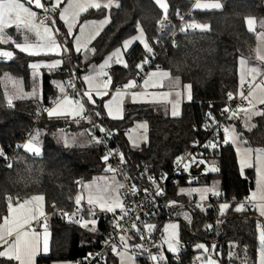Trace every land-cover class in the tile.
<instances>
[{"label":"trees","instance_id":"trees-1","mask_svg":"<svg viewBox=\"0 0 264 264\" xmlns=\"http://www.w3.org/2000/svg\"><path fill=\"white\" fill-rule=\"evenodd\" d=\"M195 1L166 0L167 15L173 19L174 24L178 22L176 19L178 7L185 11L191 9V17L177 29L166 28L162 31L160 21L164 12L155 0H116L110 21L97 38L98 45L92 55L82 61L78 56H71L65 51L82 87V75L88 70L89 65L100 62L107 53L141 28L151 47H157L160 51V56L152 69L161 68L174 79L178 78L183 84L190 85L193 98L191 101L183 102L181 111L176 116H166L152 106L126 103L123 117L113 120L102 112V103L108 95L97 99L95 106L90 107V113L99 125L113 129L112 148L120 160V152L123 154V163L128 173L142 171L156 176L160 172L168 173L178 156L193 142L206 137L203 125L220 118L224 110L235 104L240 97L238 59L252 56L256 46V33L249 30L246 20L249 17L264 15V0H218L220 7L214 9L195 8ZM106 13L107 9L101 7L89 9L81 17L96 18ZM193 23L208 27L204 30L188 27L190 31H185L184 26ZM13 28L5 29L10 37L9 42L0 44V50L13 52L11 60L0 58V152L3 153L2 156L10 158L9 162L5 159L0 160V224L8 212L9 197L15 202L33 195H41L44 197L50 243L49 254L39 256L37 261L49 262L82 257L88 250L97 248L99 241L115 227L98 217L86 215L80 221H68L51 211L67 210L77 205L76 199L80 197L82 183L102 174L106 163L110 165V162L109 159L104 161L106 155L103 144L96 142L95 138L98 140L99 138L92 132L91 120L75 121L74 117L73 120L53 119L48 118L46 112H42L43 108L51 105L48 100L53 103L64 95L69 66L66 60L52 74L44 72L40 97L30 95L11 98L12 103L9 105V97L2 82L3 74L23 81L22 85L29 88L30 62L36 58L47 59L45 56L21 52L16 47L21 41L18 35L14 34ZM147 55L142 52L139 45H135L129 52L126 66L117 65L115 62L111 71V89L121 86L129 77L135 75L140 82L142 79H139V71L145 67ZM143 58L144 64L137 72L136 62ZM52 77L57 80V84L50 82ZM260 77L261 80L256 81ZM255 81L261 82L262 75ZM58 85L64 87L63 92ZM229 94L232 95L231 99ZM244 100L238 109L246 105ZM260 111H264V106ZM242 116V112H238L236 117L225 119V127L232 126L248 146L264 149V116L255 115L250 120L247 118L249 125H244L246 119L244 120ZM135 119L144 120L148 126V141L139 147L129 146L124 137L125 128ZM36 129L40 131L43 139L40 155L30 154L24 147H18ZM223 135L215 148L204 147L203 161L209 171L199 176L197 182L200 180L208 182L217 178L221 187L219 198L242 199L249 196L253 188L254 172L253 169H248L244 175L239 173L231 145L222 144ZM66 139L68 143L65 142ZM209 166L217 170L211 171ZM112 173L114 174L113 171ZM186 184L192 183L180 180L175 185L167 184L166 197L176 200L190 199L178 192V188ZM234 207L235 204L230 205L223 214L219 206L207 210L195 208L190 225L181 221L180 240L184 242L185 248L180 260L187 262L191 259V245L195 239H199L215 244V251L219 253L221 264H252L257 249L258 221L251 214L250 208L238 212L233 210ZM93 219L97 220L95 227L90 223L87 227L82 226L84 220ZM154 222H157L154 225L155 236L159 237L158 222L163 223L164 220L155 219ZM128 238L123 244L116 246L127 245L130 249L131 245L138 243L135 235L133 240ZM167 257L174 261L168 254ZM135 260L136 264H144L143 255L136 256ZM0 264L15 263L0 258Z\"/></svg>","mask_w":264,"mask_h":264},{"label":"rangeland","instance_id":"rangeland-1","mask_svg":"<svg viewBox=\"0 0 264 264\" xmlns=\"http://www.w3.org/2000/svg\"><path fill=\"white\" fill-rule=\"evenodd\" d=\"M21 2L25 3V6L29 7L31 9V11H33L35 13H36V10H38L34 4H32V5L27 4L26 0H21ZM79 2L86 4L88 2V0H79ZM95 2H98L101 5H105V4L109 5V7H105L107 9V13L104 16H100V17H96V18H90V17L82 18L81 15L84 12H86L87 10L97 9V8H88L86 11L79 12V15H77V16H75V18H73L72 12H76V11H78V9H75V8L72 9L70 11L67 19H68V22L72 23L74 26L72 28V35H68V23H66L64 20H61L59 18V11H62L63 8L67 7V5H68V0H63L61 8L58 9L55 13H52V19L55 20V24L44 23L45 25H47L49 28H51L53 30L54 38H55L56 42L60 45V54L47 52V49L42 48L41 54L37 55V56H39V57L45 56V57H47V59L36 58L35 60L33 59L30 62V67H31V64H33V63H40L42 65H47V64H51L55 61H60L59 66L54 68V69H49L48 67H41L38 70V75H36L35 78H34V70L31 68L29 88H27L26 85H22V84H24L23 81L18 80L17 78H14L10 75L3 74L2 82H3V85L5 86L6 94L8 95L9 98H17L20 96L27 97L30 95H37L38 97H40L42 94V91H41L42 87L41 86H42V80H43V76H44L43 72L44 71H46L47 73L49 72L48 75H50L53 72H55L59 67H61L63 65V62L65 60L64 54L66 53L64 51V47L69 50V42H71L73 47L75 46V48H76L77 47V40H76L77 37L80 38V46H81L80 53L82 54L83 58H87L91 54L90 53L91 49H88L89 48L88 44L92 43V40L98 38L100 36V34L104 31V29L106 28V26L108 25V23L110 21L111 11L116 6V0H95ZM197 3H199L201 5L213 4V3L220 4L218 0H196L194 2L195 8H196ZM198 9H214V8H198ZM249 19H251L254 22L253 23V30L256 33V46H255V52L252 56H250V57L243 56V57H239V59H238L237 71H238V81H239V95L241 94V88H242L243 84L246 82V80L248 78L252 79V77L247 74V70L250 68L255 67V68H258L260 70V73H261L260 75H262V81L259 83H264V60L258 59V56H264V15H261L259 17L247 18L246 24H247L248 28H249V25H248ZM35 23L39 26L38 30L41 33H43V26H40V22L37 21V19H35ZM11 27H14L13 32L15 35H18V38L21 41L20 44L30 43L33 45H42V44L46 43V41L43 39L42 36L36 35V30L29 31L28 29H24V28H17L15 25H13ZM57 29L59 30L58 32H56ZM81 29H83V33H81ZM140 31H141V28H138V30L136 31L135 34L124 39L120 45H118L112 51L107 53L100 62H98L97 64H93L94 67L97 66V69L91 75L88 73L87 77H94V79L91 81V83H89L88 81L86 82V80L84 79V82L86 83V85L89 88H91V87L96 88L97 87V88L104 89L103 85L107 82L108 86L105 89H106V91L109 92L110 87H111V82H112V78L110 76L111 75L110 69H111V65L113 64V58H115V60H117V58L120 60L119 63H116L117 65L126 66V64L128 63V57H129V53H128L129 47L131 45L138 43L143 53H145L147 51L144 48V44L141 43L140 40H134L135 37H138L140 35ZM130 40L133 42L127 48H125L124 47L125 42L130 41ZM144 40L148 43V41L146 40L145 34H144ZM94 45L96 48V46L98 45L97 40L95 41ZM148 45L151 47V45L149 43H148ZM118 50H119L118 57L113 56V53H117ZM0 51H8V50H0ZM109 57H112V59L109 60ZM106 61H108L107 65L104 66L103 68H101L102 65H105ZM242 61H244V63H242ZM143 64H144V58L139 59L136 62L135 68L137 69V72L141 69V67H138V66H142ZM101 72L104 74L98 75V73H101ZM154 72L167 73L163 69H157L156 68V69L150 70L147 75H152ZM170 76L168 75L167 77H170ZM242 76L244 77L243 83H242ZM258 76H256V78ZM136 77H137V75L129 77L127 79V81H125L121 85V87L124 88L125 90H127L128 88L132 89L133 87H126V85H129V83L133 82V81L135 82V84H137L138 80ZM167 77H163L162 75L157 76L154 78V81H155L154 83L158 84V86H157L158 88L161 86H165V84L168 82H169L168 85L170 87L172 85L171 92H173V96H172L173 104L171 101V104H170L168 110L165 109L164 105H161V108L163 109L162 112L164 115L176 116V115H173V111H176L177 115L180 113V109L177 106L178 105L177 102H180L181 100H177L178 97L180 99H182V102H188V101L192 100L193 95L191 92V87L190 88L188 87V86H190L188 83L183 84L178 78L174 79L173 76H171L172 77L171 79L167 78ZM109 78H110V82H109ZM164 78H166V79H164ZM13 82H15V83H13ZM50 82L56 83V84L58 83L54 77L50 78ZM254 86L252 88H254ZM142 88H144L143 85H142ZM252 88L250 90H252ZM18 89L20 91H18ZM177 93H179V95H177ZM189 96H190V98H189ZM246 97H248V99L244 100L246 105L240 107V109L244 108V109L253 110V109H250V105L248 103L249 100H252V103L256 105V108L254 109L256 111H260L262 106H264V104L258 103L259 99L264 97V91H261L260 89H256L254 96L249 97L247 94ZM65 98H67L69 101H71V98L69 96H67L65 94L62 95L56 101H53V103L48 107L46 114L48 115V110H51V109L57 107L58 105L63 106V108L69 112L76 111V108L79 109L81 103H79L78 105H73L72 103L71 104H65L64 103ZM84 108L85 107L83 106V112L82 113L85 112ZM242 115H243L242 118L244 120L246 119L245 120L246 122H244V125H247V124L249 125L250 122L249 123L247 122L248 120H247V117L245 116L244 112H242ZM52 117H57V116H52ZM59 117L73 118V116H59ZM71 120H73V119H71ZM142 125H146V127H141ZM226 128L229 129L230 132H231V130H233L232 126H226L225 129ZM225 129H224V135H223V142H224L223 144L229 143L231 145V147L235 153L239 173L241 175H244L245 171H247L248 169H253L254 177H255V183H256V189L261 191L260 183H258L259 181H261V176H260L259 172L257 171V169L261 167V164L257 162L256 154H255V150L261 149V148H258V147L253 148V147L248 146L247 144H245L242 141L240 136H239V139L236 140L235 142H233L231 139H229V141L227 143H225V139H226ZM232 134L238 135V134H236L235 130H234V133H232ZM33 137H36V140L33 142L36 143V145L40 148V154H41V144H42L43 139H42L41 133L38 129H36L33 134L29 135V137L23 143V145H26L29 141H32ZM124 137L127 140V143L129 144V146H132V147H139L141 144H146L148 141L147 123L144 120H139V119L132 120L131 124L128 125V127H126L124 130ZM91 139H93V138L91 137ZM95 140H98V139L95 138ZM249 148L253 149V153L251 156L246 157L245 150L249 149ZM24 150L27 151L25 148H24ZM29 153L33 154L31 152H29ZM120 154H121V152H120ZM245 158H247L248 163L252 165L251 167H248V166L242 167L241 166V160L245 159ZM109 167H110V165L108 163H106V166L104 168V172L102 174L95 176L94 178L90 179L89 181L82 183V186L80 189V197H82L83 201L87 202L88 196H89L90 191H91L93 194H96L97 192H99L100 194L106 195L109 197H117L118 196L119 201L122 203L121 196L117 192L118 180L116 179V177L112 173V171L108 170ZM209 167L211 168V166H209ZM105 187L108 188V192H106V193L103 191L105 189ZM220 188H221L220 187V181L217 178H213V179H210L208 182H206L204 180H200V182L180 186L178 188V192L181 194H184L188 198H191V197L201 198L202 195H204V197H206V195L209 192H213V191L218 192L219 195H217V196H220V194H221ZM205 189H208L209 191L205 192L204 191ZM250 191H252V189ZM34 196H41V195H33L31 197H28L26 200H29L32 203H34V207H33L34 209L33 210H34L35 215L37 217V221H40V223L38 224L39 229L31 227L30 230L35 231L37 234H39L40 242H41V240H42L41 232L45 231V226H46L45 203H44V197L43 196H42L43 197L42 201H32L31 198ZM23 201H25V200H23ZM23 201L16 200L15 202H12V206L14 207V206L18 205L17 207H19V204ZM238 205L239 204H237L233 208L234 211H236L235 209ZM95 207L100 209V207L98 205ZM41 211L43 212V215H40ZM121 211H122V208H116V210L114 212H121ZM239 212H242V211H239ZM93 220H95V224L91 223L92 220H84L83 223L88 222L95 227V225L97 224V220L96 219H93ZM262 220H264V219L260 217V220H258V222L260 221L258 223V225L262 224ZM156 223L157 222H153V224H150L148 226L154 227V225ZM170 225H175L176 228L173 229V228L169 227ZM181 225H182V222L178 219H168V220L164 221L163 223L158 222L159 237H156V239L159 241L160 245L164 247V251L159 253V254L154 255L158 258L157 260H164L167 257V254L174 261L180 260V258H181L180 255L185 248L184 242H182L180 240ZM166 228H167V231H165ZM173 232L176 235V240L173 241L174 246L177 248L176 252L169 251L168 245H167V243H165V240L169 237V234L173 233ZM259 236H260V228L257 227V245L258 246H257L256 264H260L261 244H260ZM199 244L205 245V247L208 250L204 251V249H198L196 246ZM40 246H41V243H40ZM6 249H7V245H3V244L0 245V251H4ZM115 249H116V251H113V248H112L110 255L105 260L96 262L95 264H136V260H135L136 255L130 251V249L127 245H124L122 247L115 246ZM191 250H192L191 260L199 259L201 264H207V260L211 259L212 261H214V264H221L219 257H218L219 253H217L215 251V244L214 243H207L203 240L195 239V242L191 245ZM39 254L41 255V250H40ZM121 254L123 255V258L121 256ZM161 256L163 257V259H160ZM3 259H6V258H3ZM14 262L16 264H18V262H16V261H14ZM50 264H69V260H53L52 262H50Z\"/></svg>","mask_w":264,"mask_h":264},{"label":"built area","instance_id":"built-area-1","mask_svg":"<svg viewBox=\"0 0 264 264\" xmlns=\"http://www.w3.org/2000/svg\"><path fill=\"white\" fill-rule=\"evenodd\" d=\"M42 3L45 4L46 8L50 9V0H42ZM52 13L51 11L46 12L44 9H38L36 10V19L39 22L43 20L44 23L52 24ZM189 17H191V9L185 11L181 7H178L176 9L177 24L173 23V19L169 15H167L166 20L165 16H163L161 21H164L165 27L162 31H165L166 28L177 29L178 26L183 25ZM184 29L187 32L190 31L187 26H184ZM151 49L152 51L148 52L146 57L145 67L139 71L138 76L140 80L149 73L160 56V51L157 47H151ZM64 56L65 60L69 63L64 94L71 98L72 104L77 105L83 103L85 107V112L79 116H75L74 120H91L92 132L98 136L103 144L104 153L108 156L111 168L115 170L114 174L119 180V185H123V187H117V192L122 197L123 205L122 211L118 214L103 211L93 206L92 210L95 215H92L90 206L85 202H81L80 205H75L71 209H53L51 211L53 214L68 221H80L87 215L90 217H98L115 227L109 230L106 236L99 241L97 248L88 250L82 257L70 259L69 264H95L96 262L103 261L109 256L113 247L123 244L124 241L121 240V237H124L125 240H128V237H130L131 240H133L135 239L134 235L138 238V243L131 245L130 251L136 256L143 255L144 264H201L199 259H190L187 262L181 260L171 261L168 257L164 260H153L152 257L155 254L163 252L164 247L161 246L156 239V228L152 226L151 231H149L147 226L152 224L155 219L161 218L164 221L168 219H178L190 225L193 221V210L195 208L207 210L225 203L229 205L235 204V206L237 204L244 205L245 209L252 207L253 201L248 195L238 200H225L214 195L213 192H209L203 200L197 197H191L187 200H176L172 198L168 199L165 191L167 184L175 185L180 180L187 181L188 183H195L198 181L199 176L209 171L205 163H199V161H203L204 147L210 143L218 144L225 128V119L232 117L233 112H237L238 107L243 104L244 98L240 96L235 104L231 105L228 111L224 112L220 118L205 123L203 128L206 137L200 141L193 142L189 148L178 156L172 169L168 173L160 172L156 176L141 171L138 172L139 174H131L127 172L124 163L121 162L117 153L112 148V143L114 141L113 129L107 126H101L94 120L88 106L85 104V92L79 85L76 71L70 64L66 53ZM260 80L261 77L256 81ZM255 82L251 78L246 80L242 90L244 96H246L248 90ZM77 101L79 103H76ZM48 103L52 104L51 100H48ZM47 109V107L43 108L42 112H46ZM100 129H104V131ZM18 147L22 148L23 144ZM193 157H195V162H193ZM178 158L180 159L179 163H177ZM2 159L7 160V162L10 161V158L0 155V160ZM185 164H189L187 169L184 167ZM134 188L135 191H133ZM158 190L162 193L161 195H157ZM117 224H119V227L116 226ZM133 225H135V227H133Z\"/></svg>","mask_w":264,"mask_h":264},{"label":"snow or ice","instance_id":"snow-or-ice-1","mask_svg":"<svg viewBox=\"0 0 264 264\" xmlns=\"http://www.w3.org/2000/svg\"><path fill=\"white\" fill-rule=\"evenodd\" d=\"M155 2L159 5V7L163 10L165 20L167 19V9L168 5L166 3V0H155ZM26 3L29 5L34 4L37 9H44L46 12L51 11L55 13L58 9L61 8V5L63 3V0H50L51 7L46 8L45 4L42 3V0H26ZM101 7H109V5H101L98 2H95V0H88L86 4L80 3L79 0H68V5L67 7H64L62 11H59V18L61 20H64L66 23H68V35H72V28L73 24L68 22V15L72 9H78L76 12H72L73 18L75 16L79 15V12L86 11L88 8H101ZM220 5L218 3H213V4H204L201 5L197 3L196 8H219ZM36 19V13L31 11L29 7L25 6V3H22L21 0H0V44L7 43L10 40V37L6 34L5 29L8 27H11L15 25L17 28H24L28 29L29 31L36 30V35L37 36H42L43 39L46 41V43L42 45H33L30 43H24V44H16V47L21 51V52H27L29 55L37 56L41 54V49H47V52H52L56 54H60V45L56 42L54 35H53V30L49 28L47 25L44 24V21H40V26H43V33H41L38 30V25L35 23ZM52 24H55V20H51ZM161 29L165 27L164 21H161ZM253 21L251 19L248 20V25H249V30H253ZM187 27L189 28H200L202 30L207 29V25H200V24H189ZM184 30V29H182ZM59 30L57 29L56 32ZM81 33H83V29H81ZM77 47L76 51L79 52L81 51V46H80V38L77 37ZM134 40H140L141 43L144 44V48L148 51L151 52L152 49L148 45V43L144 40V34L143 31H140V35L138 37H135ZM133 41H126L124 47L127 48ZM64 51H67V49H64ZM118 52L113 53V56L118 57ZM0 57L11 60L13 59V52L12 51H0ZM112 57H109V60H111ZM258 59L264 60V56H258ZM117 63L120 62V60L117 58L116 60ZM108 61L105 62V65H102L101 68L106 66ZM244 63V61H242ZM60 64V61H55L51 64L47 65H42L40 63H33L31 64V68L34 70V78L36 75H38V70L41 67H48L49 69H54L58 67ZM141 67L142 66H138ZM104 73H98V75H102ZM247 74L252 77V80L255 81L256 76L260 75V70L258 68H250L247 70ZM155 75V73H153ZM163 77H167L169 74L168 73H161ZM94 79V77H85V80L91 83V81ZM244 81V77L242 76V83ZM110 82V78H109ZM15 83V82H13ZM148 81H145V84H147ZM71 86V85H70ZM104 88H107L108 83L106 82L104 85ZM135 82H130L129 85H126V87H134ZM60 88V91H64V87L62 85H58ZM190 88V86H188ZM260 89L261 91H264V83H255L254 88L249 91L248 96H254L255 95V90ZM18 91H20L18 89ZM98 95H104L106 93L102 92H97ZM84 95L88 98V100L92 103H95V101L92 99V92L88 91L85 92ZM121 93H117V96H120ZM137 93L132 94V98L135 101ZM179 95V93H177ZM242 98L248 99V97H245L243 92L240 94ZM167 94H165V97ZM190 98V96H189ZM232 98V95L229 94V99ZM9 105H11L12 100L9 98L8 100ZM65 104H71L72 101H69L67 98L64 100ZM76 103H79L78 101ZM250 105V109H238L237 112H244L245 116L250 120L252 116L255 115H260L264 116V111H256L254 110L256 108V105L252 103V100L248 101ZM259 104H264V97L260 98L258 101ZM105 107L109 108V115H113V110L109 105H105ZM117 113H119V109L117 108ZM225 112L228 111V109L224 110ZM83 112V105L81 104L79 107V110L69 112L63 108V106H57L51 110H48V115L49 117L52 116H79ZM237 112L232 113V117L237 116ZM173 115H177L176 111H173ZM113 118H118L117 116H114ZM141 127H146V125H142ZM101 131H104V129H100ZM234 129L230 130L225 129V134H226V139L225 143L231 139L233 142L239 139L238 135H233ZM36 140V137H33L32 141H29L26 145H24V148L28 151L31 152L35 155L40 154V148L34 143L33 141ZM66 143H68L67 139L65 140ZM97 143H101L100 140L96 141ZM217 145L210 143L209 145H205V147H212L215 148ZM246 157H249L253 153V149H246ZM256 154V159L257 162L261 164V167L257 169L261 176V181L260 183L261 186V195L260 199L264 200V149H256L255 150ZM0 155H3L2 152H0ZM121 157V162H124L123 154H120ZM104 160H108V156L104 157ZM180 162V159L178 158L177 163ZM193 162H195V157H193ZM199 163H204V161H199ZM241 166H248L251 167L252 165L248 163L247 158L241 160ZM185 169L189 167V164L184 165ZM109 171H115L114 169H111L109 167ZM211 171H216L214 167L210 169ZM90 187V186H89ZM119 187H123V185H119ZM105 193L108 192V188L105 187L103 190ZM135 191V188L133 189ZM205 192L209 191L208 189L204 190ZM162 193L158 190L157 195H161ZM214 195H219L218 192L213 191ZM257 194L253 193L252 197L250 199L254 200L256 199ZM205 197L204 195L201 196V199L203 200ZM9 204H8V212L11 217L9 219L8 217L4 218V223L0 225V243L3 245H7V249L4 251H0V258H6L8 261H16L18 264H35V258L39 254L41 250L40 246V236L37 234L35 231L30 230L31 228V222L35 219H37L35 212L31 208H26L25 205L31 203L29 200H25L22 203L19 204V207H13L12 206V198L9 197ZM32 201H42L43 197L42 196H34L31 198ZM82 200V197H77L76 199V204L80 205ZM87 203L90 206V211L92 212V215H95L94 211L92 210L93 206H99L101 210L107 211V212H114L116 208H123L122 203L119 201L118 196L117 197H109L106 195H102L99 192L96 194H93L90 191V194L87 199ZM230 207L229 204H222L220 205V210L221 214L224 213V210L228 209ZM245 209L244 205H238L236 207V211H243ZM261 216H264V207L259 208ZM40 215H43V212H40ZM67 215V214H65ZM92 224H95V220L91 221ZM83 227L88 226V222H84L82 224ZM119 227V224L116 225ZM135 227V225H133ZM169 227L175 229V225H170ZM260 228V244H261V253H260V264H264V224L258 225ZM149 231H151L152 226H148ZM94 230V229H93ZM167 231V228L165 229ZM122 241H125L124 237H121ZM176 240V235L175 233H170L169 237L165 240V243L168 245V250L172 252H176L177 248L174 246L173 241ZM139 247V246H138ZM198 249H204V251H207L208 249L205 247L203 244H199L196 246ZM43 251L46 253L48 251V242H47V228L45 226V238H44V243H43ZM113 251H116L115 247H113ZM119 254V253H118ZM122 258L123 255L121 254ZM153 260H157L158 258L156 256L152 257ZM160 259H163L161 256ZM207 264H214V261L211 259L207 260Z\"/></svg>","mask_w":264,"mask_h":264},{"label":"crops","instance_id":"crops-1","mask_svg":"<svg viewBox=\"0 0 264 264\" xmlns=\"http://www.w3.org/2000/svg\"><path fill=\"white\" fill-rule=\"evenodd\" d=\"M85 13V12H84ZM83 13V14H84ZM82 14V15H83ZM81 15V16H82ZM97 40L96 39H93L92 40V43H89L88 46L89 48L88 49H91L90 50V55L87 57V58H83L82 54L79 52L76 51V48L75 46L73 47L72 43L69 42V50L67 49L68 53L71 55V56H78L79 58H81V60H85V59H88L93 51L95 50V41ZM135 45H139L138 43H135L133 45H131L129 47V52L131 51V49L135 46ZM72 46V47H71ZM75 49V50H74ZM128 52V53H129ZM148 54V51L145 52V55ZM2 58V57H0ZM116 60L115 58H113V64L111 65V71H112V68H113V65L115 64ZM79 64V62H77ZM117 63V62H116ZM143 66V65H142ZM97 69V66H93V64L89 65V68L87 71L84 72V74L82 75V88L84 89V92H88V91H91L92 92V99L95 101V103H92L88 100V98L85 96V104L86 106H88L89 110L91 111L90 107H94L95 104H96V101L97 99H102L104 98L106 95H108L107 98L104 99L103 103H102V112L103 114L110 118V119H113V120H117V119H121L123 117V114H124V109H125V105L126 103H131V104H137V105H146V106H152L154 107L155 109H159L160 111H163V109L161 108V105H164L165 109L168 110L170 104H171V101H172V96H173V92H171V87L168 85V83L165 84V86H161V87H157L158 84L154 83V78L157 77V76H160L161 73H157V72H154L155 75H147L142 81L138 82L137 81V84H135V86L132 88V89H127L125 90L124 88H122L121 86H117L113 89H111L110 87V91H106V89H101V88H94V87H91L89 88L86 83L84 82V79L85 77H87V74L89 73L90 75L93 74ZM156 69V68H155ZM157 69H161V68H157ZM46 72V71H44ZM43 72V73H44ZM166 72V71H165ZM111 76V75H110ZM170 76V75H169ZM167 78H172L171 76L170 77H167ZM166 79V78H164ZM145 81H148L147 84H145ZM87 82V81H86ZM144 83V84H143ZM142 85L144 86V88H142ZM102 92V93H106L104 95H98L97 92ZM121 93L120 96H117V93ZM133 93H137V94H140V95H137L135 101L133 100L132 98V94ZM165 94H167V96L165 97ZM177 100H181L180 102H177L178 103V108L180 109L181 111V106L183 104L182 102V99H180L178 97ZM83 106L84 104L81 103ZM109 105L112 110H113V115L110 116L109 115V108L105 107V105ZM172 104H173V101H172ZM74 105V104H73ZM78 105V104H77ZM117 108L119 109V113H117ZM85 109V108H84ZM76 110H79L78 108H76ZM83 114V113H82ZM48 116V115H47ZM114 116H117L118 118H113ZM48 118H53V119H57V118H69V117H49ZM72 119V118H70ZM224 142L222 141V144ZM254 172V171H253ZM253 193H256L257 196H256V199L252 200L253 201V204L252 205L253 207L250 208V212L251 214H253L256 218H257V221L260 220V217L264 219V216H261L260 214V211H259V208L260 207H264V200H261L260 199V195H261V191L257 190L256 189V183H255V177H254V180H253V188H252V191L249 192V198L252 197V194ZM31 197V196H30ZM27 198H23V199H19L20 201H23V200H26ZM22 203V202H21ZM18 205L14 206V207H17ZM26 208H31V209H34V203H29L27 205H25ZM220 208V207H219ZM221 211V210H220ZM225 211V210H224ZM9 212H7V215L6 217H8L9 219H11V217L8 215ZM259 217V218H258ZM45 222H46V218H45ZM260 222V221H259ZM257 222V225L258 223ZM4 223V220L2 221V223L0 225H2ZM40 223V221H37V219L33 220L31 222V227H34L36 229H39L38 227V224ZM262 224H264V220H262ZM46 227H47V242H48V251L45 253L43 251V243H44V238H45V231H42L41 232V236H42V240H41V255H37L36 258H35V264H50V262L52 261H49V262H38L37 261V258L39 256L43 257V256H47L49 254V243H50V231L48 229V226H47V222H46ZM258 227V226H257ZM31 229V228H30ZM0 245H2V243H0ZM258 246V245H257ZM256 259H257V249H256V255H255V258H254V261H252L251 263L252 264H256ZM14 262V261H13ZM15 263V262H14ZM16 264V263H15Z\"/></svg>","mask_w":264,"mask_h":264},{"label":"water","instance_id":"water-1","mask_svg":"<svg viewBox=\"0 0 264 264\" xmlns=\"http://www.w3.org/2000/svg\"><path fill=\"white\" fill-rule=\"evenodd\" d=\"M206 258V257H205Z\"/></svg>","mask_w":264,"mask_h":264}]
</instances>
